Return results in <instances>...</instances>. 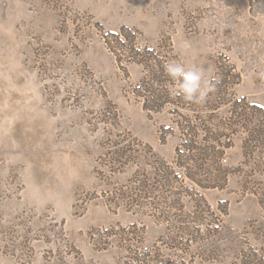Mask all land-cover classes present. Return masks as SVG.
<instances>
[{
    "label": "rangeland",
    "instance_id": "obj_1",
    "mask_svg": "<svg viewBox=\"0 0 264 264\" xmlns=\"http://www.w3.org/2000/svg\"><path fill=\"white\" fill-rule=\"evenodd\" d=\"M0 264H264V0H0Z\"/></svg>",
    "mask_w": 264,
    "mask_h": 264
},
{
    "label": "clouds",
    "instance_id": "obj_2",
    "mask_svg": "<svg viewBox=\"0 0 264 264\" xmlns=\"http://www.w3.org/2000/svg\"><path fill=\"white\" fill-rule=\"evenodd\" d=\"M164 71L169 77L170 94L183 97L187 102L202 104L214 91L213 78L205 77L202 66L172 60L164 64Z\"/></svg>",
    "mask_w": 264,
    "mask_h": 264
}]
</instances>
